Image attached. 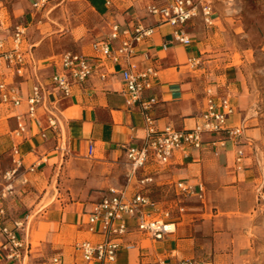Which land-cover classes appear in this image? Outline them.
<instances>
[{
	"label": "crops",
	"instance_id": "crops-1",
	"mask_svg": "<svg viewBox=\"0 0 264 264\" xmlns=\"http://www.w3.org/2000/svg\"><path fill=\"white\" fill-rule=\"evenodd\" d=\"M35 1L0 0V43L11 48L14 28L19 24L27 28L23 46L32 52L31 77H8L20 86L23 97L37 80L49 81L54 72L44 64L49 58L67 51L89 55L92 43L107 39L114 24L123 32L140 23L153 27V33L138 46L132 60L138 69L153 66L157 71L145 98L157 99L151 115L158 130L192 128L212 97L215 101L229 98L234 106L229 123L242 126L243 135L249 131L246 112L253 98L242 69L198 76L190 60L196 58L199 46L192 44L188 31L196 19L187 25L191 44L184 45L173 40L172 26L157 23L149 14L151 5L166 6L172 0H49L39 10L33 6ZM120 70L119 64L108 63L105 79L95 74L75 86L67 98L50 96L56 129L48 127V113L41 109V129L28 127L17 136V116L25 112V102L19 107L0 103V174L14 168V158L21 162L20 174L5 198L1 189L6 182L0 184V207L7 211L8 224L23 225L18 236L29 246L23 264H40L53 256L63 264H81L76 242L98 239L86 225L93 203L110 189L134 193L140 188L137 179L145 176L154 178L146 193L170 211L174 230L155 240L131 228L124 243L134 248L121 249L114 264L183 259L197 264H245L252 252L257 261L263 260L264 252H259L264 249V206L258 201L263 180H258L249 158L237 161V150L246 147L242 139L235 145L223 134H205L201 148L177 151L167 164L150 163L131 176L126 149L141 144L146 131L138 107L125 103ZM90 144L94 154L89 158ZM33 165L35 170L29 171ZM178 183L189 186L192 193L181 192ZM0 264L17 261L7 260L0 248Z\"/></svg>",
	"mask_w": 264,
	"mask_h": 264
},
{
	"label": "built area",
	"instance_id": "built-area-1",
	"mask_svg": "<svg viewBox=\"0 0 264 264\" xmlns=\"http://www.w3.org/2000/svg\"><path fill=\"white\" fill-rule=\"evenodd\" d=\"M49 0H36L34 8H44ZM109 4V2H108ZM149 14L157 18V23H167L173 27V40L184 45H190L191 39L187 32L188 23L202 16L211 23L212 6L207 0H172L166 6L151 5ZM27 28L23 24L13 30V46L9 49L0 43V103L19 107L25 102V112L17 116L18 127L15 134L20 136L28 131V127L41 129L40 110L48 113V127L56 129L58 120L56 114L49 108L48 99L54 93L62 98L71 96L75 86L84 84L95 74L101 80L107 77L108 63L119 64L123 82L122 94L128 107L137 106L145 125V137L141 144L126 149L128 162L131 166V176H136L140 169L150 163L167 164L177 151L187 148L199 149L204 144L203 135L223 134L229 140L239 144L243 135V127L229 123V116L234 106L229 98L217 101L210 97L199 120L189 129H176L167 126L158 130L151 115L155 97L145 98V93L151 90L157 71L153 66L138 69L132 60L137 55L138 46L151 37L153 27L137 23L132 29L120 32V26H112L111 35L105 40L92 43V53L83 54L72 51L64 52L46 60L44 64L54 70L47 83L36 81L25 97L21 94L20 86L12 78L29 79L31 77L30 63L33 60L31 49L24 48ZM120 39L119 45L114 42ZM200 60L192 58L190 64L197 65ZM29 122V126L27 122ZM14 156L19 151L14 150ZM94 154V145L88 147L87 156ZM243 158V150H237V161ZM14 168L0 174V184L6 182L1 189V197L5 198L13 188V182L20 174V159H13ZM33 165L29 171H34ZM26 178L22 183L26 184ZM154 182L153 176L137 179L140 188L129 194L127 188L110 189L103 197L94 202L86 214L87 231L98 236V239H83L75 244L80 255L81 264H114L118 252L134 248L133 244L124 243V238L133 228L148 237L161 240L166 234L173 232L174 225L169 222L170 211L160 207V203L152 200L145 188ZM176 187L183 193L191 194V188L178 183ZM200 188L199 198H202ZM258 201L264 206V183L258 192ZM183 207L180 208V211ZM5 207H0V248L5 252L7 260H15L23 264L28 254L29 246L18 236L23 227L19 221L8 224ZM133 222V226L129 222ZM40 264H63L59 256L43 260ZM158 264H197L194 260L183 259L171 263L166 260Z\"/></svg>",
	"mask_w": 264,
	"mask_h": 264
},
{
	"label": "rangeland",
	"instance_id": "rangeland-1",
	"mask_svg": "<svg viewBox=\"0 0 264 264\" xmlns=\"http://www.w3.org/2000/svg\"><path fill=\"white\" fill-rule=\"evenodd\" d=\"M207 1L212 6L211 23L199 16L188 28L192 44L199 46L196 58L200 57V61L192 68L201 77L230 68L242 69L253 98L246 112L245 124L249 131L240 138L241 144L246 145L243 156L250 159L248 164L254 168L258 180L264 181V0ZM33 244L38 245L35 238ZM245 262L264 264V258L257 261L252 252Z\"/></svg>",
	"mask_w": 264,
	"mask_h": 264
}]
</instances>
